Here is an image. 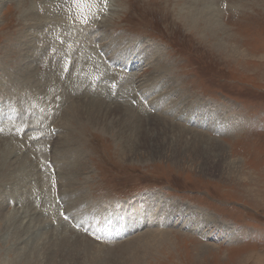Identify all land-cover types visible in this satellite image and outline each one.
Masks as SVG:
<instances>
[{
    "label": "rangeland",
    "instance_id": "1",
    "mask_svg": "<svg viewBox=\"0 0 264 264\" xmlns=\"http://www.w3.org/2000/svg\"><path fill=\"white\" fill-rule=\"evenodd\" d=\"M3 156L0 264H264V0H0Z\"/></svg>",
    "mask_w": 264,
    "mask_h": 264
},
{
    "label": "bare ground",
    "instance_id": "2",
    "mask_svg": "<svg viewBox=\"0 0 264 264\" xmlns=\"http://www.w3.org/2000/svg\"><path fill=\"white\" fill-rule=\"evenodd\" d=\"M207 3V2H206ZM209 9V8H208ZM35 10V9H34ZM204 12H206V9L204 8ZM54 11V10H53ZM79 13H77V14H81V18L83 19L84 18V15H83V12L84 11H82V10H77ZM50 12V11H49ZM204 12L203 13H201V14H204ZM29 13V12H28ZM93 14V13H92ZM25 15V14H24ZM30 15V14H29ZM59 15V14H58ZM59 19V18H58ZM36 20V19H35ZM85 20V19H84ZM42 21V20H41ZM80 21V20H79ZM39 22V21H38ZM59 22V21H58ZM190 22V21H189ZM108 23H110V21L108 22ZM112 23V22H111ZM32 24H33V22H32ZM40 24H41V22H40ZM39 24V25H40ZM80 24V23H79ZM31 25V24H30ZM42 25V24H41ZM82 25V24H81ZM44 26V25H43ZM50 26V25H49ZM80 26V25H79ZM78 26V24L76 23V24H72L71 25V28L69 29H67V27L65 28V30H62V29H60V34L61 35H67L69 32H73V30H79L80 29V27ZM36 27H38V26H36ZM191 27V26H190ZM29 29V28H28ZM34 29V28H33ZM72 29V30H71ZM106 29V28H105ZM203 29V28H202ZM42 30V29H41ZM101 30V29H100ZM204 31V30H203ZM41 33V32H40ZM96 33V32H95ZM94 33V34H95ZM28 37H30V35L28 34V33H25ZM22 35V37H21V40L25 43V44H27V36L26 35ZM35 36V35H34ZM104 36V35H103ZM41 36H37V37H35V39L33 40V42L32 43H30L31 42V40L29 41V43H28V45H27V49L29 50V53L30 54H32V55H35V53H39V48H37V43H40L41 42ZM83 42V41H82ZM86 43H88V42H86ZM52 45H51V47L50 48H54L55 49V51H57L58 50V52H60L59 51V46H58V44H59V42H58V40H53L52 41V43H51ZM82 45V44H81ZM84 45H85V43H84ZM89 45V44H88ZM49 46V45H48ZM67 46H68V44H67ZM66 47V46H65ZM45 48V47H44ZM49 48V49H50ZM56 48H58L57 50H56ZM83 49V48H82ZM39 50V51H38ZM74 49L72 48V51L70 52V53H72V52H75V51H73ZM27 51V50H26ZM77 51V50H76ZM114 51V50H113ZM49 52V51H48ZM51 52V51H50ZM26 53H28V52H26ZM53 53H55L54 51H53ZM76 53H78V51L76 52ZM68 54V53H67ZM81 54H82V56H84L85 57V59H87V60H91V61H94L96 58V56L94 57L93 56V53H92V51H91V49L90 48H88L87 47V49H85V50H82V52H81ZM21 55V54H20ZM19 55V56H20ZM42 56V55H41ZM51 57H52V55H51ZM56 57V59H58V55H56L55 56ZM79 57H80V55H79ZM38 59V58H37ZM48 59V58H47ZM98 59V58H97ZM104 59H106L105 57H104ZM86 60V61H87ZM17 61V60H16ZM43 61V60H42ZM70 61H72V59L70 60ZM85 61V62H86ZM28 62V61H27ZM73 62V61H72ZM80 62V61H79ZM108 64L111 66H113V63H111V61L109 60L108 61ZM102 65V64H101ZM21 66V65H20ZM25 66V65H24ZM96 66H98V65H96ZM69 67H70V65H69ZM124 67V68H123ZM123 68V71L126 73L127 71H126V69H128V68H130V65H128V64H126V65H124V66H122V64H121V66H119V71L121 72V74L123 75V76H121L120 75V77H123L122 79H124V81H126V77H127V75H125L124 73H122V71H121V69ZM21 69V68H20ZM125 69V70H124ZM52 70H53V72H54V79H57L58 80V84H61L62 82L59 80V78H56L55 77V75H56V71H58V66L56 65V63L52 66ZM52 70H50V71H52ZM114 70V69H113ZM22 71V70H21ZM52 72V73H53ZM129 72H130V70H129ZM10 73V72H9ZM82 73V72H81ZM89 73H90V71H89ZM11 74V73H10ZM13 75V74H12ZM21 75V74H20ZM51 77V76H50ZM98 77V76H97ZM5 78V77H4ZM6 80V79H5ZM22 81V80H21ZM52 83V82H51ZM11 84V83H10ZM23 84V83H22ZM35 84V83H34ZM69 84V83H68ZM13 85V84H12ZM57 85V84H56ZM26 86V85H25ZM39 86V85H38ZM58 86V85H57ZM63 86H64V84H63ZM86 86V85H85ZM13 87V86H12ZM10 88H11V86H10ZM66 88V87H65ZM12 89V88H11ZM28 89V88H27ZM69 90V89H68ZM18 92H20V91H18ZM142 96H140L139 98H141ZM148 99V98H147ZM153 100V99H152ZM141 102V101H140ZM154 103V102H153ZM152 104V103H151ZM103 107H106L107 109V111L109 110H111V109H113V108H116V109H121L122 108V106H116V107H112V106H106V105H104V103H102V102H99V101H90V100H76V101H74V102H72L71 103V107L69 108V109H67V111H66V113H65V116H67L68 115V111H71L70 113H73V115H71V118H72V120L74 121V120H76V118H81L82 119V117L84 118V116H86V115H88V114H92L93 115V117H86V119L87 120H91V121H93V119L94 118H96L97 116H99V114H101V113H104V112H101L102 111V109L104 110V108ZM168 108V107H167ZM167 108H165V109H167ZM204 109V108H203ZM89 111V113L87 114V112ZM106 111V112H107ZM201 111V110H200ZM207 111V110H206ZM205 111V112H206ZM60 112V111H59ZM101 112V113H100ZM201 116V118H203V119H205V117H209V116H207V115H205L204 117L202 116V115H200ZM183 117V116H182ZM194 117V116H193ZM191 117H189V119H190ZM218 119H216L215 118V120L214 121H216L217 123H218V126H219V128H220V130H222L223 131V128H226V127H222V125L223 124H225L226 123V121H227V119H225L224 118V115L222 114V116L220 117V119H219V117H217ZM98 119V118H97ZM187 119V118H186ZM193 119V118H192ZM80 120V119H79ZM51 121V120H50ZM82 121V120H81ZM187 121V120H186ZM78 122V121H77ZM84 122V121H83ZM95 122H96V120H95ZM196 122V121H195ZM188 123V122H187ZM220 123V124H219ZM61 124V123H60ZM65 124V123H64ZM82 124V123H81ZM95 124V123H94ZM198 125V124H197ZM17 126V125H16ZM100 126V125H99ZM47 128V127H46ZM69 129V128H68ZM67 134V133H66ZM73 135H75V134H72L71 135V137L69 138V139H72L73 138ZM51 138V137H50ZM65 142V141H64ZM31 143V142H30ZM71 143V142H70ZM63 144V143H62ZM21 145V144H20ZM29 145V144H28ZM65 145V144H64ZM22 146V145H21ZM30 146V145H29ZM31 147V146H30ZM62 147V146H61ZM64 147V146H63ZM27 149V148H26ZM63 150V149H62ZM11 153H12V151H11ZM31 154V153H30ZM47 155V154H46ZM45 155V156H46ZM49 156V155H48ZM41 159V158H40ZM8 160V156H6V158H4V156H3V158L0 160V165H2L3 163H7L6 161ZM46 172V171H45ZM48 173V172H47ZM47 176V175H46ZM75 187V186H74ZM48 194V193H47ZM46 194V195H47ZM16 197V196H15ZM55 205V204H54ZM56 210V209H55ZM50 211V210H49ZM54 211V210H53ZM55 212V211H54ZM199 213H197V215H198V217H202L203 219L204 218H207V216H205L206 215V213L205 212H200V210L198 211ZM155 214V213H154ZM156 215V214H155ZM165 216V215H164ZM13 217V218H12ZM167 217H171L170 215L169 216H167ZM166 217V218H167ZM11 218L13 219V220H17V221H19V222H21V223H23L22 221H21V217H18L17 215H13V216H11ZM27 218V217H26ZM157 220V219H156ZM201 221H203V220H201ZM201 223V222H200ZM64 224V223H63ZM227 225H229V224H227ZM226 225V226H227ZM51 226V225H50ZM192 227H193V225H192ZM204 228V225L203 224H200V225H198V226H194L193 227V229L194 230H198V231H201V229H203ZM30 233H31V231H30ZM3 234V233H2ZM229 237H237V233L235 232V231H231V234L229 235Z\"/></svg>",
    "mask_w": 264,
    "mask_h": 264
}]
</instances>
